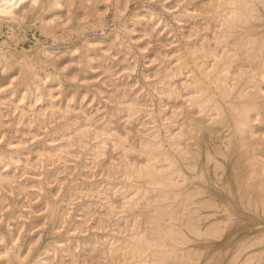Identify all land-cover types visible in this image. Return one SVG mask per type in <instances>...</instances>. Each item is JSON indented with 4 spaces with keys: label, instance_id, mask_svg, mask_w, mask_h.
<instances>
[{
    "label": "clouds",
    "instance_id": "obj_1",
    "mask_svg": "<svg viewBox=\"0 0 264 264\" xmlns=\"http://www.w3.org/2000/svg\"><path fill=\"white\" fill-rule=\"evenodd\" d=\"M0 5V264H264V0Z\"/></svg>",
    "mask_w": 264,
    "mask_h": 264
},
{
    "label": "bare ground",
    "instance_id": "obj_2",
    "mask_svg": "<svg viewBox=\"0 0 264 264\" xmlns=\"http://www.w3.org/2000/svg\"><path fill=\"white\" fill-rule=\"evenodd\" d=\"M0 13H2V14L7 13V9L5 7H3L2 5H0Z\"/></svg>",
    "mask_w": 264,
    "mask_h": 264
}]
</instances>
